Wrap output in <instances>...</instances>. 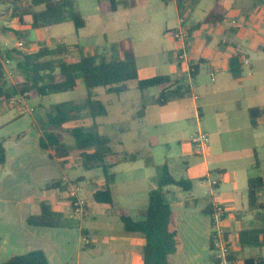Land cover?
I'll list each match as a JSON object with an SVG mask.
<instances>
[{
	"label": "crops",
	"instance_id": "crops-1",
	"mask_svg": "<svg viewBox=\"0 0 264 264\" xmlns=\"http://www.w3.org/2000/svg\"><path fill=\"white\" fill-rule=\"evenodd\" d=\"M117 1H122L123 4L116 11L120 8L134 14L137 13L135 11L143 14L155 11L160 18L162 15H169L168 10L172 4L177 12L178 23L175 27H169L168 16L164 21V37L168 42L174 41L178 51L184 47L187 60L181 62L177 56L169 58L168 61L173 62L168 65L171 75H162L177 79L187 78L190 70L196 72L192 93L162 106L167 108L174 102L173 111H162L159 115L149 113L147 107L151 103L146 101V97L151 88L144 93L140 92L144 123L157 125L159 119L164 118L169 122L177 114H184V122L190 121V118L195 119L198 133L209 135L210 140L200 150L191 144L194 135L191 134L190 139L184 138V153L179 159L170 161L165 158L160 164H156L153 157L145 160L146 167L154 166L159 171L154 176H147L152 186L144 190V206H139L136 198L138 189L135 184H130L132 181H127L128 184L120 190L121 194L125 192L122 202L116 199V174L112 184L115 208L127 209L132 215L146 208L150 191L157 187L161 168L167 165L177 180L184 178L193 182L190 191L179 186L166 188L173 210L172 229L178 232V249L170 256V264H215L212 249L213 217L209 211L216 205H222L226 211L222 226L231 242L235 264H244V260L253 255L264 256V247L242 248L239 243L241 230L261 226L255 214L248 211L247 193L248 181L262 176L264 172V112H258L264 111V0ZM76 2L87 21L80 1ZM108 5L109 0H98L97 5L94 3L95 9L101 14L110 13L106 11ZM212 11L222 14L223 20L216 24L205 23V18ZM9 16L19 21L12 17V12ZM183 16H188L185 26L189 36L181 46L171 35V31L180 27ZM6 26L3 24L0 32L2 48L16 45L20 40L15 34L17 32L27 31L30 34L34 31L35 35L30 36V39L39 47L46 41L44 30L47 28L33 30L20 22ZM76 40L74 45H80L89 53L99 48L104 54L112 56L114 52L111 47L115 46V54L120 56L122 49H132L125 48L124 42L119 40L110 43L111 45L93 46L81 45L78 36ZM105 40L109 43L107 37ZM74 45L69 46L73 48L71 51L76 60L81 52ZM133 52L135 53L134 50ZM237 52L243 55L244 74L242 78L233 79L229 66L231 58ZM138 72L140 79L161 76L148 75L147 71L139 67ZM83 87L82 81H79L76 89ZM159 87L161 93L166 88ZM160 94L152 98L154 103H157ZM19 101L24 102L21 106L28 105L24 98ZM4 109L6 108H0L2 111ZM31 111L34 112L35 109L32 108ZM42 118H34L31 124L36 132L35 151L20 150L12 144L9 148L5 144L8 162L5 166H0V264L11 257L34 250L44 251L51 264H144V237L127 233L122 220L114 213V207L92 201L88 203L83 216H73L70 200L65 192L66 186H73L68 179L71 163L68 170H63L56 159L50 158L48 151V156L42 153L43 150L38 145V130L41 131L38 121ZM87 121L92 123L91 120ZM9 122L6 121L3 125L6 126ZM120 127H123L122 131H126L127 126ZM187 130L190 131L189 128ZM149 145L151 148L159 146L158 137H151ZM32 154H36L41 160L32 162ZM195 179L203 182L202 187L198 188ZM213 179L219 182L216 187L212 186ZM54 180L61 181L65 188H47L46 184ZM204 183H209V190H205ZM104 184L103 176L100 186ZM43 202L52 210L64 214L67 227H36L27 223L31 215L41 214ZM129 202H135V205ZM116 220H120L122 225L114 228ZM99 234H102L100 243L95 241Z\"/></svg>",
	"mask_w": 264,
	"mask_h": 264
},
{
	"label": "trees",
	"instance_id": "trees-1",
	"mask_svg": "<svg viewBox=\"0 0 264 264\" xmlns=\"http://www.w3.org/2000/svg\"><path fill=\"white\" fill-rule=\"evenodd\" d=\"M167 2L172 0H166ZM0 4L12 5V17L22 25H29L33 30L48 28L71 21L77 29L87 26V21L78 9L76 0H0ZM122 1L109 0L106 11L115 12ZM181 6V4L179 3ZM125 7H128L124 3ZM223 20V15L212 11L204 20L205 23L216 24ZM25 45L23 48L6 47L0 49V102L3 98L12 96L45 97L51 94L68 92L78 87L82 81L87 90L85 101H66L53 105L42 118L38 145L48 151L50 158L56 159L60 168L69 169L72 156H76L84 171L99 169L103 172L105 184L96 187L91 198L98 204L114 207L129 234H140L145 239L143 246L144 264H170V256L178 249V232L172 229L173 210L167 197L168 186H179L190 191L193 182L181 178L177 180L169 171L167 165L161 168V175L157 180V187L150 191L148 205L132 215L127 209L115 208L112 184L116 179L114 169L125 162H136L143 158L141 153L126 154L120 157L112 147V140L105 134H100L96 123L98 117H105L108 108L104 102L96 98L98 89H105L110 93L122 94L130 90V83L134 82L136 89L144 93L150 88L166 86L158 98L160 106L166 105L171 99H181L192 93L193 80L196 72L191 71V77L172 79L170 76H155L140 79L135 53L132 49H122L120 56L116 55L117 47L112 46L114 52L108 56L94 49L91 53L76 44L74 48L80 50L78 59H73V49L66 43L54 47L40 46L36 51L25 50L34 44L29 32H17ZM243 55L237 52L230 60L229 73L233 79L242 78L244 74ZM16 64L20 72V81L10 93L7 68L4 62ZM10 68V67H9ZM12 71V69L10 68ZM13 72V71H12ZM263 113L264 111H258ZM87 120L92 123L88 126ZM123 130V127H120ZM63 133L69 134L74 144L70 145L62 140ZM8 162V151L4 141L0 140V166ZM47 188H65L61 181L54 180L46 184ZM66 188H68L66 186ZM248 211L255 214L256 220L261 222L257 228H245L239 233V243L242 248L264 247V172L262 176L248 181ZM263 199V200H262ZM40 215H31L27 223L36 227H67L63 213L52 210L45 202L41 204ZM209 213L215 214L214 208ZM86 236V233L83 232ZM212 249L214 251V233L212 235ZM233 251L229 260L235 264ZM214 263L218 264L215 255ZM2 264H51L48 256L42 250L30 251L23 255L9 258ZM244 264H264V256L253 255L244 260Z\"/></svg>",
	"mask_w": 264,
	"mask_h": 264
},
{
	"label": "rangeland",
	"instance_id": "rangeland-1",
	"mask_svg": "<svg viewBox=\"0 0 264 264\" xmlns=\"http://www.w3.org/2000/svg\"><path fill=\"white\" fill-rule=\"evenodd\" d=\"M79 1L81 10L88 18L87 27L77 29L71 21L51 26L44 30L46 40L44 45L54 47L64 42L72 46L77 43V36L83 46L111 45L110 43L119 40L124 42L125 48H132L135 51L138 67L143 71H147L148 75H171L168 65H172L173 62H169L168 59L177 56L180 52L175 49L177 44L174 41L168 42L164 37V21L167 20V17L169 16V27H175L178 23L177 12L172 8V4L168 10L169 15L167 17L162 15V18H160L155 11H148L145 14L135 11L137 13L134 14L127 13L123 8H120L119 11L101 14V12H97L94 6V3L98 4V0ZM130 1L137 2L138 0ZM11 9L12 5L0 4V32L3 24L9 27L10 24L17 25L19 23V21L16 20V22L9 16ZM12 28L15 27L12 26ZM119 29L120 31H118ZM34 33V31H31L30 36H34ZM106 37L109 43L106 42ZM19 38L22 37L19 36ZM2 43V38H0V49L5 51L2 48ZM38 48L39 45L34 43L24 49L36 51ZM168 48H170V52L167 51ZM9 67L12 69L13 75L8 78L9 83L6 89L12 93L14 86L20 81V72L14 62L10 63ZM130 86V90L122 94L110 93L105 89L96 91V98L104 102L109 109L108 116L98 117L96 123L99 126L100 134H105L111 138L112 147L118 152L120 157L134 153L143 155L144 159L137 162L122 163L114 171L117 174L115 183L116 199L122 202L125 192L121 194L120 190L124 185L128 184L127 181H132L130 184H135L138 189L136 198L139 206H144L146 205L144 190L152 186V182L147 179V176H154L159 171L154 166L146 167L145 160L153 157L154 162L160 164L165 158L170 161L179 159L184 153V138L190 139V135L198 133V129L195 119L190 118V121L184 122V114H177L173 121L168 122L162 118L157 121V125H147L144 123V110L141 109L140 92L135 88L134 82H131ZM160 89V87L151 88L146 97V101L151 103L147 107V111L151 114L159 115L162 111H173L175 109L174 102H171L167 108L160 106L158 102L154 103L152 98L161 93ZM86 97L87 90L84 87L45 97L28 95L24 98L28 104L27 106H21L24 102L19 101L20 95H14L10 98L5 97L0 102V108H6L3 111L0 110V140L4 141V144L7 143L9 148L10 144H12L13 147L20 150H36V146L34 147L36 132L31 127L32 120L41 116L45 119L47 111L55 104L70 100L83 102ZM13 98L16 99L15 104H11ZM32 108L35 109L34 112L31 111ZM6 121L10 122L4 126L3 124ZM38 124L40 128V121H38ZM85 125H90V122L87 121ZM120 126H127L126 131H122ZM188 128L191 132H188ZM16 134L20 135L17 136ZM151 137H158L159 146L150 147ZM19 140L21 141L19 142ZM62 140L70 145L74 144L73 138L67 133H63ZM42 153L48 156L47 151L43 150ZM32 157V162L41 160L36 154H32ZM68 175L72 185L80 189L79 196L87 202V205L92 202L91 192L96 187L102 186H100V183L103 172L99 169L89 172L84 171L79 159L76 156H72L71 169L68 171ZM124 182L125 184H123ZM195 182L198 184V188L202 187L203 182L200 179H195ZM204 185L206 187L205 190H209V183H204ZM129 204L135 205V202H129ZM97 206L100 207L101 205ZM116 221L114 228L122 225L120 220ZM99 235L95 238L97 242L102 238V234Z\"/></svg>",
	"mask_w": 264,
	"mask_h": 264
},
{
	"label": "built area",
	"instance_id": "built-area-1",
	"mask_svg": "<svg viewBox=\"0 0 264 264\" xmlns=\"http://www.w3.org/2000/svg\"><path fill=\"white\" fill-rule=\"evenodd\" d=\"M188 16H183L180 19V27L171 31V35L174 37V39L180 43V45H184L186 42V39L188 37V29L185 26L186 20ZM25 45L23 40H18L16 43V47L23 48ZM177 58L179 61L184 62L187 60V54L184 51V47L180 50V52L177 55ZM246 64H249L248 62H245ZM10 61L7 60L4 62V66L7 68L8 76H12L13 72L9 68ZM189 76L191 77V70L189 72ZM193 82V81H192ZM27 95V94H26ZM25 96H21V99L25 98ZM16 99L13 98L11 100V104H15ZM192 144L195 147H198L200 150L206 147L209 143V135L199 132L193 135L192 137ZM212 186L216 187L218 185V181L213 179L211 181ZM79 188L74 186H69L66 188V194L68 199L70 200V205L72 207V214L73 216L80 217L85 214L87 202L82 199L79 196ZM215 214L213 216V233H214V255L218 262V264H233L229 260V255L232 252V245L230 240L227 238L225 231L223 229V221L225 219L226 211L222 205H216L215 208Z\"/></svg>",
	"mask_w": 264,
	"mask_h": 264
}]
</instances>
